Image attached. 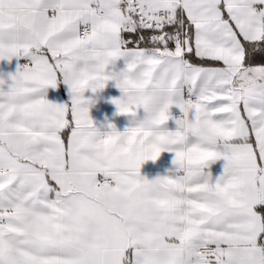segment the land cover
<instances>
[{"label":"snow or ice","instance_id":"1","mask_svg":"<svg viewBox=\"0 0 264 264\" xmlns=\"http://www.w3.org/2000/svg\"><path fill=\"white\" fill-rule=\"evenodd\" d=\"M13 58L0 264H264V0H0ZM108 81L124 131L90 117ZM164 151L174 170L142 176Z\"/></svg>","mask_w":264,"mask_h":264},{"label":"crops","instance_id":"2","mask_svg":"<svg viewBox=\"0 0 264 264\" xmlns=\"http://www.w3.org/2000/svg\"><path fill=\"white\" fill-rule=\"evenodd\" d=\"M25 59L17 60L13 58L11 61H0V78L6 77L8 74L14 73L17 70L19 64H24ZM120 67H123V62H118ZM10 82V81H9ZM85 97L94 101L90 107V117L94 122V126L100 129L101 132L109 131L108 125H113L118 131H124L127 127L132 125L133 118L119 114L116 105L111 101L115 98H120L123 94L121 90L116 86L115 81H108L105 88L93 93L90 89L84 93ZM49 99L56 102H62L67 99L65 94L62 98L57 97L55 94H49ZM174 115H179L178 110H173ZM145 113L143 109L138 111L137 118L142 119ZM166 127L170 130L175 129L174 120L167 122ZM174 153L164 151L158 157L156 161L148 160L141 166V175L148 180L156 179L158 176L167 175L175 168L173 163ZM224 161H217L210 166L212 175L218 176L222 172Z\"/></svg>","mask_w":264,"mask_h":264},{"label":"clouds","instance_id":"3","mask_svg":"<svg viewBox=\"0 0 264 264\" xmlns=\"http://www.w3.org/2000/svg\"><path fill=\"white\" fill-rule=\"evenodd\" d=\"M156 194L158 193H154V195ZM101 200L102 202L108 203V204L114 203L113 200H105L103 196L101 197ZM138 212L142 217H146V218L147 217L162 218L163 216L161 209L155 203H152L151 201L142 204L139 207Z\"/></svg>","mask_w":264,"mask_h":264},{"label":"built area","instance_id":"4","mask_svg":"<svg viewBox=\"0 0 264 264\" xmlns=\"http://www.w3.org/2000/svg\"><path fill=\"white\" fill-rule=\"evenodd\" d=\"M24 63H27V61L25 60Z\"/></svg>","mask_w":264,"mask_h":264}]
</instances>
